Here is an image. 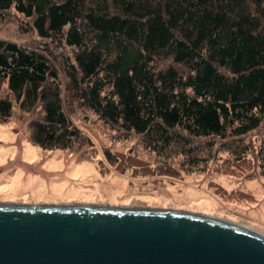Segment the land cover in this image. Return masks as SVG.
Segmentation results:
<instances>
[{
	"label": "trees",
	"instance_id": "16d2710c",
	"mask_svg": "<svg viewBox=\"0 0 264 264\" xmlns=\"http://www.w3.org/2000/svg\"><path fill=\"white\" fill-rule=\"evenodd\" d=\"M12 10L40 41L0 34V120L31 113L33 144L92 143L73 115H93L184 168L195 139L230 137L242 157L260 129L264 175V0H0V20Z\"/></svg>",
	"mask_w": 264,
	"mask_h": 264
},
{
	"label": "rangeland",
	"instance_id": "374dc122",
	"mask_svg": "<svg viewBox=\"0 0 264 264\" xmlns=\"http://www.w3.org/2000/svg\"><path fill=\"white\" fill-rule=\"evenodd\" d=\"M7 15L0 20L1 35L26 44L40 41L35 32L20 31L22 15L13 10ZM30 115L15 105L11 116L0 120V202L168 208L264 233V175L255 151L260 129L243 137L249 151L242 157L232 150L236 141L230 137L197 138L198 163L182 168L175 161L166 165L174 151L158 155L138 135H122L93 115L87 120L73 115L92 143L43 150L29 140Z\"/></svg>",
	"mask_w": 264,
	"mask_h": 264
},
{
	"label": "water",
	"instance_id": "95a60500",
	"mask_svg": "<svg viewBox=\"0 0 264 264\" xmlns=\"http://www.w3.org/2000/svg\"><path fill=\"white\" fill-rule=\"evenodd\" d=\"M0 264H264V233L168 208L0 202Z\"/></svg>",
	"mask_w": 264,
	"mask_h": 264
}]
</instances>
